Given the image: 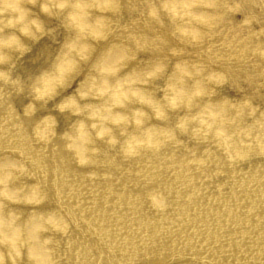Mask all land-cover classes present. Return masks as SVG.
Here are the masks:
<instances>
[{"label":"bare ground","instance_id":"bare-ground-1","mask_svg":"<svg viewBox=\"0 0 264 264\" xmlns=\"http://www.w3.org/2000/svg\"><path fill=\"white\" fill-rule=\"evenodd\" d=\"M71 4L0 0V264H264V0Z\"/></svg>","mask_w":264,"mask_h":264},{"label":"clouds","instance_id":"clouds-1","mask_svg":"<svg viewBox=\"0 0 264 264\" xmlns=\"http://www.w3.org/2000/svg\"><path fill=\"white\" fill-rule=\"evenodd\" d=\"M20 19H22V17H20L19 19H15V20H9V26L10 27L15 26L16 23H19L20 22ZM12 43H13V40H11V39L8 40V41H3L2 43H0V47L8 48V47L11 46ZM0 59H2V57H0Z\"/></svg>","mask_w":264,"mask_h":264},{"label":"snow or ice","instance_id":"snow-or-ice-1","mask_svg":"<svg viewBox=\"0 0 264 264\" xmlns=\"http://www.w3.org/2000/svg\"><path fill=\"white\" fill-rule=\"evenodd\" d=\"M68 6L72 7L73 5L71 4V0H68Z\"/></svg>","mask_w":264,"mask_h":264}]
</instances>
